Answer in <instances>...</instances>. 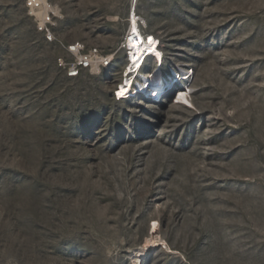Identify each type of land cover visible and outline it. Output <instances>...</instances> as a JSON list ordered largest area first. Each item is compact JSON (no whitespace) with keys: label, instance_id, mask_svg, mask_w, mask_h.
<instances>
[{"label":"rangeland","instance_id":"1","mask_svg":"<svg viewBox=\"0 0 264 264\" xmlns=\"http://www.w3.org/2000/svg\"><path fill=\"white\" fill-rule=\"evenodd\" d=\"M51 1L0 0V264H264V0ZM133 7L191 98H114Z\"/></svg>","mask_w":264,"mask_h":264},{"label":"built area","instance_id":"2","mask_svg":"<svg viewBox=\"0 0 264 264\" xmlns=\"http://www.w3.org/2000/svg\"><path fill=\"white\" fill-rule=\"evenodd\" d=\"M23 2L27 13L33 17L36 28L44 39L48 42L56 40L55 30L63 17L59 5L51 0H23ZM147 24V20L138 14L135 7H133L130 18H128L127 32L119 46V50L125 53L126 63L122 71L125 76L117 82L113 90V96L117 100L138 98L147 99L151 102H160V100L169 96L175 104H180L178 93L181 90L191 98V80L194 77V69L189 65H168L161 38L157 34L148 31ZM146 46H153L154 49L162 51V56L159 57L158 62L159 67L164 66L161 81L165 95L162 99H160L161 95L157 97L155 92H152V88L147 86V82L140 78L141 74L138 75L141 68L144 67L143 70L145 71L149 64V67L157 64L156 54L152 50H146ZM68 49L75 58L69 65L65 62H62V65L66 67L67 75L70 78H77L88 70L109 69L115 60L113 53L104 52L99 46L88 47L81 41L70 44ZM139 54L141 56L140 62L138 61ZM128 74H131L129 78L132 81L126 87V91L122 93L121 87L126 86Z\"/></svg>","mask_w":264,"mask_h":264},{"label":"bare ground","instance_id":"3","mask_svg":"<svg viewBox=\"0 0 264 264\" xmlns=\"http://www.w3.org/2000/svg\"><path fill=\"white\" fill-rule=\"evenodd\" d=\"M129 18H130V16H129ZM130 21V20H129ZM135 24H136V22H135ZM147 26H148V24H147ZM149 34H152V33H149ZM152 50L156 55H155V60H156V62H157V64L156 65H154V66H152V67H149V69H147V71L145 72L144 70H143V68H141L140 69V71H138V75H140V78L143 80V81H145V82H147V86L148 87H150V88H152V92H155V94H156V96L157 97H159L160 95H161V97H160V99H162V97L165 95V90H164V87H163V85H162V81H161V73H162V71H163V67L164 66H162V67H159V65H158V62H159V57H161L162 56V51H160V49H154L153 48V46H149V47H147L146 46V50ZM152 54V53H151ZM138 61L140 62L141 61V56H140V54H139V57H138ZM130 75L131 74H128L127 75V84H126V86H122L121 87V92L122 93H124L125 91H126V87L128 86V85H130V82L132 81L129 77H130ZM124 74H123V78H124ZM182 91V90H181ZM181 91L178 93L180 96H181ZM131 96H133V95H131ZM123 98V97H122ZM183 99H186V98H183ZM156 229H157V226H156V224H154L153 226H152V228H151V230H152V234H154L155 232H156Z\"/></svg>","mask_w":264,"mask_h":264}]
</instances>
